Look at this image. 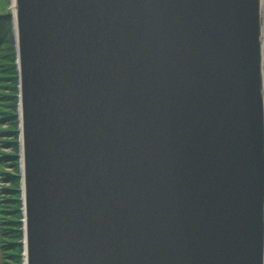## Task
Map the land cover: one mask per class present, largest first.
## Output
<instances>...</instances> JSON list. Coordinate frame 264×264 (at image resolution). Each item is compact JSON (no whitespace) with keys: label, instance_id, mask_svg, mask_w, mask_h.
<instances>
[{"label":"water","instance_id":"water-1","mask_svg":"<svg viewBox=\"0 0 264 264\" xmlns=\"http://www.w3.org/2000/svg\"><path fill=\"white\" fill-rule=\"evenodd\" d=\"M11 1L20 264H264L260 0Z\"/></svg>","mask_w":264,"mask_h":264},{"label":"trees","instance_id":"trees-1","mask_svg":"<svg viewBox=\"0 0 264 264\" xmlns=\"http://www.w3.org/2000/svg\"><path fill=\"white\" fill-rule=\"evenodd\" d=\"M9 3V0H0V52L3 49L2 47L7 45L11 46V44H13ZM10 50L12 52V47ZM16 85L17 78L15 75L13 60L5 61L4 55H0V114L3 115L2 113H4V115H9L6 118L10 119L11 123L13 124V128H16L17 126L16 116L14 114L16 108ZM4 88H8L12 91L5 93ZM3 105L5 106L4 109ZM0 118L1 120L3 119L2 116ZM12 133L14 138H16V130H12ZM0 142L4 143L2 140ZM12 145L16 149L17 144L14 140L12 141ZM0 154V160L3 158L12 159L16 169L17 158L15 154ZM0 172L1 174H5L8 176V178H10V183L12 186H16L18 180V176L16 174L5 173L2 171V169ZM14 172H16V170ZM1 190L15 192L13 187L9 189L1 188ZM20 208L21 205L17 198L11 196L0 197V253L2 264H6L7 259L11 260V263L8 264H20L22 260V248L19 243L22 238V216Z\"/></svg>","mask_w":264,"mask_h":264},{"label":"rangeland","instance_id":"rangeland-1","mask_svg":"<svg viewBox=\"0 0 264 264\" xmlns=\"http://www.w3.org/2000/svg\"><path fill=\"white\" fill-rule=\"evenodd\" d=\"M9 7H10V3H9ZM4 46L2 47V51L0 52V55H4L5 57V61H9V60H13V63L15 61V52H14V45L11 44V46ZM12 47V52L10 50V48ZM7 55V56H6ZM17 86L16 85V90H17ZM5 93H9L12 90H9L8 88H4ZM16 96V108H15V116H16V122H17V126L16 128H13V124L11 123L10 119H7L6 117H8L9 115H4V113H2L3 115L0 114V117L2 116L3 119L1 120L0 118V141H4V143L0 142V153H3L4 155H12L15 154L16 158H17V167L15 169L14 167V163L12 159H8V158H3L2 160H0V170L2 169V171H4L5 173H11V174H16L18 176V180L16 183V186L10 183V178H8L7 175L5 174H1L0 172V197L3 196H11L14 198H17L20 205H21V198L23 190L21 188V179H20V172H19V131H18V126H19V121H18V116H17V105H18V91L15 94ZM5 108V106L3 105V109ZM7 109V108H6ZM4 112V110H3ZM12 130H16L17 132V136L16 138H14V135L12 133ZM15 141V143L17 144L16 149L14 148V146L12 145V141ZM1 156V154H0ZM16 170V172H14ZM13 187L15 189V192H11V191H3L1 190V188H11ZM21 241V240H20ZM19 241V243H20ZM21 245V244H20ZM22 248V247H21ZM22 257V254H21ZM11 263V260L7 259L6 264ZM0 264H2L1 262V253H0Z\"/></svg>","mask_w":264,"mask_h":264},{"label":"bare ground","instance_id":"bare-ground-1","mask_svg":"<svg viewBox=\"0 0 264 264\" xmlns=\"http://www.w3.org/2000/svg\"><path fill=\"white\" fill-rule=\"evenodd\" d=\"M13 0L11 1V9H12V13H13V22L12 24H14V9H13ZM260 9H261V15L263 17L262 19V24H261V29H260V74H261V87L263 90V106H264V0H260ZM16 59V56H15ZM17 109H18V115L20 114V108L19 105H17ZM21 140H20V136H19V166H22V151H21ZM21 188L23 190L22 187V182H21ZM23 198V197H22ZM21 198V199H22ZM22 208V207H21ZM21 223H23V219L21 220ZM24 243V241H23ZM263 261H264V257H263ZM25 264V263H23Z\"/></svg>","mask_w":264,"mask_h":264}]
</instances>
